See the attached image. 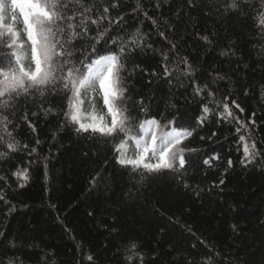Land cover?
<instances>
[{"label": "trees", "instance_id": "1", "mask_svg": "<svg viewBox=\"0 0 264 264\" xmlns=\"http://www.w3.org/2000/svg\"><path fill=\"white\" fill-rule=\"evenodd\" d=\"M93 2L102 12L104 0H85ZM222 4L223 0H193L194 6L188 0H118L119 6L109 13L124 16V21L113 25L105 39L130 38L139 29L151 45L133 49L125 61L126 106L140 120L167 124L177 117L164 131L193 130L184 143L195 151L185 154L182 180L170 171L145 174L141 180V170L133 172L130 166L117 164L114 141L106 143L98 134H77L70 123L63 126L66 121L60 110L67 102L62 96H48L45 106L52 104L60 114L47 118L38 95L35 105L21 100L13 117L20 124L13 129L15 139L37 147V153L28 156L21 148L0 161V175L7 177L0 186L8 200L7 204L0 201V260L4 264L9 258L14 264H126L130 255L126 250L133 243L143 255V264H264V158L257 156L247 167L241 164L244 143L250 146L254 139L257 150L264 153V33L255 24L254 9L248 16H225ZM252 4L258 6L259 0ZM144 11L157 20V26L145 19ZM16 15L20 23L18 8ZM11 16L10 11L6 13L5 21ZM160 31L168 41L161 39ZM91 35H96L95 26ZM201 35H209L212 43L205 44ZM171 42L179 56L191 61L201 85L208 83L217 99L236 100L245 109L241 118L246 123L255 121L241 130L244 142L237 125L217 119V105L206 93L195 94L192 78L179 72L163 77L164 54L170 56L169 67H177ZM97 47L103 54L115 45L101 41ZM222 51L229 55L222 56ZM135 65L139 67L133 71ZM154 71L161 75H149ZM209 73L226 79L214 81ZM141 98L146 113H140ZM204 106L212 112L201 127L196 121ZM25 107L36 132L21 119ZM87 108L82 107L84 122H88ZM96 108L103 110L98 94ZM32 111L38 115L31 117ZM153 132L159 135L160 128L145 124L140 132L137 127L142 144L150 141ZM134 148L129 142L126 154L131 155ZM0 150L8 151L4 145ZM205 159L210 160L208 165ZM148 161L155 162L151 153ZM17 168L29 170L23 188L17 187L23 181L12 175ZM98 173L101 177L93 183Z\"/></svg>", "mask_w": 264, "mask_h": 264}, {"label": "snow or ice", "instance_id": "2", "mask_svg": "<svg viewBox=\"0 0 264 264\" xmlns=\"http://www.w3.org/2000/svg\"><path fill=\"white\" fill-rule=\"evenodd\" d=\"M188 3L189 6H194L193 0H188ZM10 4L12 11L19 9L21 22L17 23L15 15L5 21L4 17L9 12V7L6 0H0V145L6 146L8 150L7 152L0 150V161L10 159L8 153L18 152L21 148L28 156L37 153V147L21 145L20 141L15 139L13 129H18L20 124L13 117L21 107V100L25 105L29 100L35 105V97L38 95L41 98L40 109L47 118L60 114L57 107L52 104L45 106L48 96H62L67 102L66 108L60 110L66 121L63 126L70 123L77 134H98L105 138L106 143L108 140L114 141L112 151L117 164L122 167L130 166L133 172L141 170V180L145 178V174H160L164 171H170L176 174L178 181L182 180L187 166L185 154L195 151L184 143L193 136V130L189 128L182 131H164V128L175 124L177 117L169 119L167 124L158 123L155 119L140 120L139 115H133L129 106H126L127 89L125 77L122 75L125 61L133 49L151 45L146 44L139 29L131 34L130 38H121L118 35L116 39L112 37L105 39L113 25H119L124 21L122 15H109L111 9L119 6L118 0L110 4L104 0L102 12L95 2L87 4L85 0H10ZM156 7L159 8L160 4L157 3ZM222 8L221 15L225 16L232 14L248 16L249 11L254 9L255 24L264 33V0H259L258 6L253 5L252 0H223ZM139 9L138 4L137 14ZM143 15L145 19L151 20L154 27L157 26V20L150 17L147 11H144ZM92 26L96 28L94 36L91 35ZM159 36L168 41L165 32L160 31ZM199 38L205 44L212 43L209 35H201ZM101 41L104 44L111 42L115 47L106 48L102 54L97 47ZM170 52L175 54L177 67L171 69L170 56L164 54L163 77L168 79L179 72L185 77L192 78L195 81V94L206 93L207 97L211 98L210 102L217 105L214 113L217 119L237 125L236 131L241 133L240 140L244 142L246 136L241 130H247L255 121L249 120L246 123L241 118L245 109L236 100H230L228 96L217 99V93L208 83L201 85L195 77L196 70L193 64L187 57L179 56L178 47L174 42H171ZM221 55L228 56L229 52L222 51ZM180 64L184 65L183 69L179 68ZM138 67L139 65H135L133 71ZM149 75L161 74L154 71ZM209 76H212L214 81L226 79L219 73H209ZM261 91L264 92V87ZM97 94L103 106L100 112L96 108ZM139 103L140 113H146L142 98ZM84 105L88 106L85 109L88 122H84L82 118ZM211 112L208 106H204L203 114L197 118V124L205 126ZM37 115L38 112H31V117ZM21 119L32 132L37 131L26 107ZM145 124L156 125L160 128V133L157 135L153 132L150 141L142 144L143 137L138 136L137 127L143 132ZM215 135L213 132L212 136ZM203 139L205 137L202 136L201 140ZM129 142L135 146L131 155H127L125 151ZM35 143L39 145V139ZM150 153L155 162L148 161ZM257 156L264 158V153L257 150L255 140H252L250 146L244 143L241 164L247 167ZM203 163L208 165L210 160L205 159ZM232 165L233 161L229 159L228 166ZM12 175L23 181L17 187L26 186L28 168H17ZM98 177H101L100 173L92 178V182L95 183ZM0 181L7 182V177L0 175ZM223 183L224 180L220 179L219 184ZM184 187L187 188L189 185L184 183ZM0 201L8 203L2 186ZM201 243L206 242L201 240ZM126 251L130 253L126 256V264H143V255L137 253L134 243ZM0 264L4 262L0 260ZM7 264L14 262L9 258Z\"/></svg>", "mask_w": 264, "mask_h": 264}, {"label": "rangeland", "instance_id": "3", "mask_svg": "<svg viewBox=\"0 0 264 264\" xmlns=\"http://www.w3.org/2000/svg\"><path fill=\"white\" fill-rule=\"evenodd\" d=\"M6 3L8 4L9 2L6 0ZM8 7H9V11L11 12V14L12 15H15L16 17H17V15H16V9H15V11H12L11 10V4L9 3V5H8ZM17 20H18V17H17Z\"/></svg>", "mask_w": 264, "mask_h": 264}]
</instances>
